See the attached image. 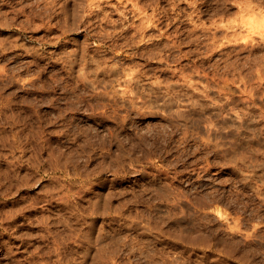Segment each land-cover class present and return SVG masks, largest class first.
Returning <instances> with one entry per match:
<instances>
[{
	"label": "rangeland",
	"instance_id": "rangeland-1",
	"mask_svg": "<svg viewBox=\"0 0 264 264\" xmlns=\"http://www.w3.org/2000/svg\"><path fill=\"white\" fill-rule=\"evenodd\" d=\"M0 264H264V0H0Z\"/></svg>",
	"mask_w": 264,
	"mask_h": 264
},
{
	"label": "bare ground",
	"instance_id": "bare-ground-1",
	"mask_svg": "<svg viewBox=\"0 0 264 264\" xmlns=\"http://www.w3.org/2000/svg\"><path fill=\"white\" fill-rule=\"evenodd\" d=\"M91 1V0H90Z\"/></svg>",
	"mask_w": 264,
	"mask_h": 264
}]
</instances>
